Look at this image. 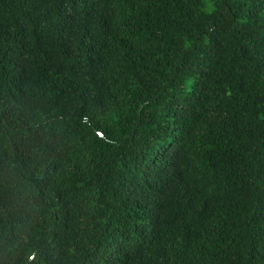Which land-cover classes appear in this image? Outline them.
<instances>
[{
  "label": "trees",
  "instance_id": "obj_1",
  "mask_svg": "<svg viewBox=\"0 0 264 264\" xmlns=\"http://www.w3.org/2000/svg\"><path fill=\"white\" fill-rule=\"evenodd\" d=\"M0 264H264V0H0Z\"/></svg>",
  "mask_w": 264,
  "mask_h": 264
}]
</instances>
